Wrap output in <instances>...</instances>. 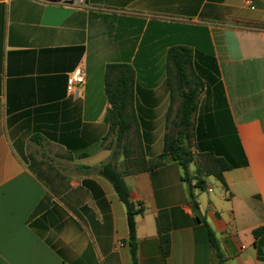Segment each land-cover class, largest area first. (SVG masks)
<instances>
[{"label": "crops", "instance_id": "crops-1", "mask_svg": "<svg viewBox=\"0 0 264 264\" xmlns=\"http://www.w3.org/2000/svg\"><path fill=\"white\" fill-rule=\"evenodd\" d=\"M190 27L209 31L248 159L223 174L224 184L207 177L204 189H193L198 211L179 163L138 165L163 153L166 56L186 45ZM120 64L135 71L142 112L128 134L131 155L119 147L113 160L105 73ZM77 68L85 84L70 94ZM112 160L144 208L136 217L139 264H219L205 223L224 264H264V233L254 236L264 226V0H0V264H131L126 207L95 171Z\"/></svg>", "mask_w": 264, "mask_h": 264}, {"label": "trees", "instance_id": "trees-1", "mask_svg": "<svg viewBox=\"0 0 264 264\" xmlns=\"http://www.w3.org/2000/svg\"><path fill=\"white\" fill-rule=\"evenodd\" d=\"M190 40L186 45L171 47L166 56L168 77L166 86L169 91L170 105L166 114L167 132L163 141V153L155 160L141 159L140 169L154 170L164 164L165 157H170L183 169V180L189 187L191 202L196 211L198 203L193 193L194 188L204 189L205 178L215 177L224 184L223 174L226 171L248 166V159L242 147L240 138L228 106L224 93V86L214 55L213 45L207 28L190 27ZM180 102L176 110L175 119L171 120L175 94ZM105 93L111 105L107 111L105 122L109 125V132L105 141L115 136L116 149L113 160L117 156V149L122 148L128 159L132 150L127 145L128 134L137 121L132 110L135 99V71L130 65H108L105 73ZM174 130V132H171ZM192 145L197 154L203 157V164L196 169L193 186L190 181L189 166L194 161ZM96 168L99 176L107 179L114 187L119 199L127 211L129 230V248L131 264L138 263L136 217L143 213L142 207L131 201L129 189L125 183L124 174L113 163ZM43 202L38 206L35 215L40 212ZM164 217L159 218L160 245L165 257L171 250L168 219L162 223ZM208 240L216 253L219 264H224L223 256L216 237L208 224ZM264 233V226L254 231L257 238Z\"/></svg>", "mask_w": 264, "mask_h": 264}, {"label": "rangeland", "instance_id": "rangeland-1", "mask_svg": "<svg viewBox=\"0 0 264 264\" xmlns=\"http://www.w3.org/2000/svg\"><path fill=\"white\" fill-rule=\"evenodd\" d=\"M256 8L259 10V9H261V7H258V6H256ZM190 38V37H189ZM143 49H144V47H142L141 48V51H143ZM167 79V78H166ZM143 81H147V80H143ZM150 81V80H149ZM148 81V82H149ZM161 81V83L160 84H158V85H155L154 87H152V88H160L162 85H163V82H164V80H160ZM165 85H166V82H165ZM140 89V94H139V96L140 95H142V89H144V88H139ZM166 90L168 91V89H167V86H166ZM169 92V91H168ZM169 99H170V97H169ZM141 101V100H140ZM158 101V100H157ZM170 101V100H169ZM152 102V101H151ZM179 102H180V98H179V95L177 94V92H176V94H175V102H174V105H173V109H172V113H171V116H170V118H171V120H174L175 119V114H176V110H174V106H176L177 104L179 105ZM150 103V102H149ZM151 104V103H150ZM156 104H158V102H156V101H154L153 103H152V106H151V113L149 114V115H156V111L155 110H153V109H155V106H156ZM132 110H133V112H134V114H135V116H136V118H135V120L137 121V119H139L138 118V115H137V113H136V111H138V114H139V112H142V109H141V103L139 102V101H134V103H133V106H132ZM151 115V117H153ZM155 118V117H154ZM171 132H174V130H172V128H171ZM175 133V132H174ZM190 147V149H191V151H192V153H194V167H195V170L196 169H198L202 164H203V157H201V156H199L198 154H197V151L195 150V148L192 146V145H190L189 146ZM121 150V155L123 156L124 154H123V150H122V148L120 149ZM191 168H193V167H191ZM194 174V173H193ZM213 180H215V179H213Z\"/></svg>", "mask_w": 264, "mask_h": 264}, {"label": "built area", "instance_id": "built-area-1", "mask_svg": "<svg viewBox=\"0 0 264 264\" xmlns=\"http://www.w3.org/2000/svg\"><path fill=\"white\" fill-rule=\"evenodd\" d=\"M75 0H63L64 3L70 4L73 3ZM79 2L81 0H78ZM86 74L84 69L77 68L72 73L69 74L67 80V90L70 94H73L79 89L81 86L85 84Z\"/></svg>", "mask_w": 264, "mask_h": 264}]
</instances>
